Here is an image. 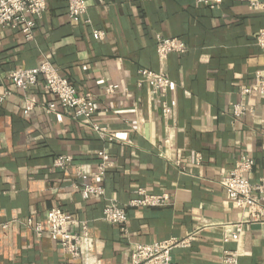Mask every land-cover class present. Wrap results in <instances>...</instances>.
<instances>
[{
    "label": "crops",
    "instance_id": "1",
    "mask_svg": "<svg viewBox=\"0 0 264 264\" xmlns=\"http://www.w3.org/2000/svg\"><path fill=\"white\" fill-rule=\"evenodd\" d=\"M86 0L87 14L69 18L67 0H47L35 40L19 30L0 27V264H129L134 244L167 239L196 240L172 252L174 264H222L224 251H237L239 264H264V224H243L241 209L229 202L220 185L244 156L254 169L248 179L264 180V97L240 95L264 69L257 37L264 9L228 0L208 8L196 0ZM94 31L102 32L96 39ZM180 38L186 54L160 61L157 37ZM50 61L79 94L96 97L102 110L96 121L116 135L105 142L83 118L58 105L41 82L35 89L38 107L25 114L22 94L8 81L10 71ZM164 69L172 80L166 98L172 114L161 115V98L140 86L139 72ZM111 84L118 94L107 96ZM250 108L241 119L232 104ZM104 150L112 166L100 184L104 197L85 200L87 175L97 173V152ZM72 156L74 164L54 168L56 159ZM138 189L169 194L165 208L128 209V234L103 219L105 204L126 205ZM60 208L77 222L89 223L93 257L75 261L62 254L58 242L38 237L27 223L47 229V213ZM240 240L224 243L240 226ZM81 233L79 225L70 228Z\"/></svg>",
    "mask_w": 264,
    "mask_h": 264
},
{
    "label": "built area",
    "instance_id": "2",
    "mask_svg": "<svg viewBox=\"0 0 264 264\" xmlns=\"http://www.w3.org/2000/svg\"><path fill=\"white\" fill-rule=\"evenodd\" d=\"M104 2L103 0H99ZM228 0H196L199 5L208 8L219 7ZM69 3V18L74 22L81 20L88 10L86 0H67ZM48 8L47 0H0V27L19 30L28 42L35 40L36 29L44 17ZM253 10L264 9V1L251 3ZM96 39H103L102 32L94 31ZM257 46L264 54V27L257 37ZM159 60L165 61L172 54H186L188 52L186 43L178 38L157 37V48ZM140 86L147 85L153 93L161 98V115L165 119L172 114V107L166 98L172 87L170 75L162 69L159 72L145 69L139 72ZM8 81L15 89H18L23 98L24 112L29 114L38 107L35 95L36 87L42 82L45 90L56 97V102L47 104V112L54 113L58 105L69 110L74 119L83 118L88 122L91 130L105 142H113L116 135L109 129L96 121V116L102 110L101 104L91 94H79L77 89L63 76L54 65L46 60L34 68H19L10 71ZM250 85L243 86L240 95L248 98L252 95L264 97V69L255 73ZM120 87L111 84L105 90L107 96L118 94ZM12 95V91L5 90L0 94V102H4ZM250 110L245 104H232V114L236 119H241ZM100 158L97 173L87 175L81 168L77 169V177L85 181L82 187V196L85 200L94 197H104L106 190L102 185L88 183L89 176L94 179L105 178L108 169L112 166L111 158L104 150L97 152ZM74 164L72 156H62L55 160L54 168L63 170ZM254 161L251 157L244 156L239 160L232 172L223 174L220 185L226 191L229 202L242 210L243 224H264V180L257 184L252 183L248 176L254 169ZM171 205V197L165 193L162 195L147 193L144 189H138L135 197L126 205H120L117 200H110L105 204L102 219L111 225L120 227L123 236L128 234V209L132 208H165ZM47 229L41 224H34L30 220L27 225L38 237L49 236L53 241L59 243L62 254L75 261H87L93 257L94 240L89 235V223L77 222L71 215L60 208H54L47 213ZM79 225L81 233H74L71 227ZM237 226L235 232L224 235V243H235L240 240L241 229ZM196 240L195 234L184 239L171 238L167 241L150 244H134L131 248L129 264H174L172 252L176 249L188 248ZM222 264H239V253L237 251H224Z\"/></svg>",
    "mask_w": 264,
    "mask_h": 264
}]
</instances>
